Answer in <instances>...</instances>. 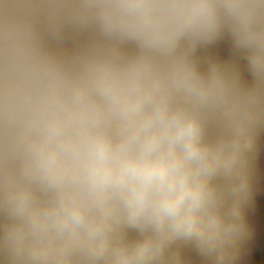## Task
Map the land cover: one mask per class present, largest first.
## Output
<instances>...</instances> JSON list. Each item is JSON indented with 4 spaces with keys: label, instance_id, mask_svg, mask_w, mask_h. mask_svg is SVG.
<instances>
[{
    "label": "clouds",
    "instance_id": "obj_1",
    "mask_svg": "<svg viewBox=\"0 0 264 264\" xmlns=\"http://www.w3.org/2000/svg\"><path fill=\"white\" fill-rule=\"evenodd\" d=\"M144 0H121L124 7H141ZM184 19L167 30L136 19H108L110 32L136 38L142 48L165 52L177 48L188 34L189 42L210 29L213 21L207 0L185 5ZM258 66L264 61L257 58ZM224 80H210L187 63L159 73L141 59L126 67L94 61L80 82L50 86L40 97L34 124L41 142L34 147L28 172L54 203L31 208L23 193L15 211L38 232L66 234L80 243L85 233L95 237L107 219L152 230L162 238L195 237L216 243L219 224H205L199 210L208 197L202 183H193L187 165L214 171L215 159L201 147V127L183 109H172L163 95L174 89L198 105L223 92ZM100 212L96 222L91 213ZM148 244L138 249L148 253ZM103 251L101 243L96 249Z\"/></svg>",
    "mask_w": 264,
    "mask_h": 264
},
{
    "label": "crops",
    "instance_id": "obj_2",
    "mask_svg": "<svg viewBox=\"0 0 264 264\" xmlns=\"http://www.w3.org/2000/svg\"><path fill=\"white\" fill-rule=\"evenodd\" d=\"M194 0H144L141 7H124L111 0L112 8H93L90 0H0V264H120L116 252H97L110 236L107 225L95 237L79 236L80 243L69 242L66 234L38 232L15 206L21 194L30 197L31 208L54 203L29 172L34 147L41 136L34 124L37 104L50 86L80 82L94 61L110 62L117 67L144 59L159 73H169L176 64L187 63L210 80L213 74L224 80L223 92L208 103L198 105L180 91L164 93L172 109L193 115L218 103L228 114V135L222 140L215 159L214 174L236 161L247 162L250 149L248 123L252 115L264 111V0H207L213 21L210 29L189 42L186 33L175 50L145 49L136 38L96 29V46L80 57L60 52L53 43L55 22L61 16L93 11L96 24L108 19L132 18L165 30L182 21L185 5ZM8 145L19 155L12 160ZM98 212V211H97ZM96 221L100 212L90 214ZM106 223V221H104ZM155 232L128 226L124 248L132 251Z\"/></svg>",
    "mask_w": 264,
    "mask_h": 264
},
{
    "label": "built area",
    "instance_id": "obj_3",
    "mask_svg": "<svg viewBox=\"0 0 264 264\" xmlns=\"http://www.w3.org/2000/svg\"><path fill=\"white\" fill-rule=\"evenodd\" d=\"M90 1L93 8H112L111 0ZM105 23L96 24L93 11L61 16L55 22L53 43L60 52L80 57L96 46V29H106ZM196 119L201 127V147L207 148L210 156L220 152L228 135L226 110L212 102ZM247 127L250 149L246 164L236 161L234 167L224 166L214 174L186 166L191 181L202 183L208 193L199 217L205 224L211 220L219 224L216 243L195 237L162 238L154 233L127 252L129 225L107 219L111 233L104 251L116 252L120 264H264V111L252 115ZM8 147L11 159L18 160L14 147ZM146 243L148 253L141 257L138 249Z\"/></svg>",
    "mask_w": 264,
    "mask_h": 264
},
{
    "label": "water",
    "instance_id": "obj_4",
    "mask_svg": "<svg viewBox=\"0 0 264 264\" xmlns=\"http://www.w3.org/2000/svg\"><path fill=\"white\" fill-rule=\"evenodd\" d=\"M28 152H32L33 153V150H27Z\"/></svg>",
    "mask_w": 264,
    "mask_h": 264
}]
</instances>
